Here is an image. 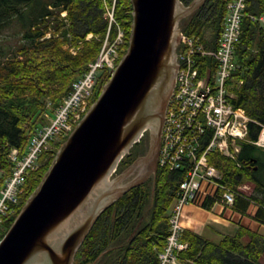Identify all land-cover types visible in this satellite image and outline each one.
<instances>
[{
    "label": "trees",
    "instance_id": "1",
    "mask_svg": "<svg viewBox=\"0 0 264 264\" xmlns=\"http://www.w3.org/2000/svg\"><path fill=\"white\" fill-rule=\"evenodd\" d=\"M114 1L116 21L125 33V54L133 23L131 0H0L2 182L13 170L11 150L15 147L24 150L36 129L46 123L39 122L38 118L44 112L53 115L54 110L47 109L48 102L54 103V107L60 105L71 92L74 82L97 59L107 35L112 40L117 36L118 27L115 24L109 30V18L105 15ZM181 1L190 5L194 0ZM228 1L205 0L189 18L184 19L182 29L191 35H200L208 47H216ZM63 10L67 11L66 17L61 15ZM263 15L264 0H249L240 43L236 48L237 67L230 78L231 90L236 94L232 102L244 107L262 124L264 22L260 17ZM89 34H92L90 38ZM71 49L76 50L75 53ZM205 60L211 61L212 58L205 57ZM104 73L111 77L108 68ZM259 130V125L251 124L252 140ZM240 148L236 160L213 153L210 161L219 168L221 181L235 190L233 208L246 214L248 206L255 203L259 206L255 218L264 223V193L261 188L264 150L251 142H241ZM53 153L57 154V151L53 150ZM55 154L52 155L54 158ZM133 161L134 157L121 161L118 173ZM248 165L257 166L250 177L256 181L250 194L238 189L249 182ZM42 174L37 170L27 179V188L20 196L21 203L15 216L5 220L0 227L10 228ZM183 176V172L178 170L158 168L152 187L141 184L125 192L100 214L81 244L74 264H158V255L170 234V209ZM149 202V216L145 222H140ZM214 204L215 200L209 199L203 206L210 210ZM3 233H0L1 237ZM180 240L188 244L179 252L181 264H262L264 235L242 225L235 234L223 235L219 240L183 229Z\"/></svg>",
    "mask_w": 264,
    "mask_h": 264
},
{
    "label": "water",
    "instance_id": "2",
    "mask_svg": "<svg viewBox=\"0 0 264 264\" xmlns=\"http://www.w3.org/2000/svg\"><path fill=\"white\" fill-rule=\"evenodd\" d=\"M131 1L128 50L0 241V264H74L100 214L133 187L134 177L147 172L149 138L124 178L120 175L125 171L114 175L115 167L134 150L146 127L156 128L161 144L181 63L179 59L178 68L179 25L205 0L190 5L181 0ZM154 171L153 183L157 166Z\"/></svg>",
    "mask_w": 264,
    "mask_h": 264
},
{
    "label": "built area",
    "instance_id": "3",
    "mask_svg": "<svg viewBox=\"0 0 264 264\" xmlns=\"http://www.w3.org/2000/svg\"><path fill=\"white\" fill-rule=\"evenodd\" d=\"M247 3L248 0L228 1L215 49L208 48L199 35L180 34L177 59L181 63L166 112L159 162L162 168L181 171L184 176L177 190L169 220L170 234L167 246L159 255V264H179V252L188 246L180 240V216L186 204L215 199L232 205L235 201V190L221 181L218 168L210 162L211 154L234 157L239 151V141L248 140L251 135L252 123L261 126L255 143L264 147V125L232 102L235 92L229 84L236 68L235 51ZM62 15H66V11ZM105 15L110 22L114 21V5ZM122 37L120 32L118 41ZM111 50L113 48L104 46L97 60L57 107L52 120L37 129L26 152L21 155L18 148L12 149L10 157L14 168L0 185V223L16 211L29 172L40 154L49 148L50 142L65 137L82 118L90 103L98 70L104 66L115 68Z\"/></svg>",
    "mask_w": 264,
    "mask_h": 264
},
{
    "label": "rangeland",
    "instance_id": "4",
    "mask_svg": "<svg viewBox=\"0 0 264 264\" xmlns=\"http://www.w3.org/2000/svg\"><path fill=\"white\" fill-rule=\"evenodd\" d=\"M204 3V2H203ZM202 3V4H203ZM110 10H111V8H110ZM191 16V14L190 15H188V16H186V18H189ZM185 19V18H184ZM184 19L181 21V24H183V21H184ZM187 21V20H186ZM116 24V25H115ZM113 25H115V26H117L118 27V32H119V30H121L122 32H123V38H124V40H125V33H124V31H123V29L120 27V26H118V23H117V21H116V18H115V14H114V22H113ZM184 25V24H183ZM208 34H209V32H208ZM92 36V35H91ZM90 36V37H91ZM104 46H106V48H113V50H115V52L113 51V50H111V54L113 55V57H114V59H115V62L116 63H118V62H120L121 61V59L123 58V56L125 55L124 54V52H123V50H124V46H125V43H124V41H122V40H119L118 41V33H117V36L115 37V39H109L107 42H105L104 43V45H103V47ZM116 46H117V48H116ZM101 51H102V49H101ZM100 51V52H101ZM119 64V63H118ZM107 68H103V69H100V71H99V73H98V75H97V77H96V83H95V88L93 89V92H92V97H91V99H90V103H89V105H88V107H87V109H86V111L84 112V114H83V116L89 111V109L91 108V106L97 101V99H98V97L99 96H97V93L99 92V90H100V92H99V95H100V93L103 91V88H104V86L109 82V80H110V78L111 77H109V76H105L106 74L104 73L105 72V70H106ZM110 71V70H109ZM106 72H108V71H106ZM101 74V75H100ZM97 96V97H96ZM54 105V103H49V104H47V109L48 110H54L55 111V109L57 108V107H54L53 106ZM83 116H82V118H83ZM52 118H53V116H52V114L50 115L48 112H44V114L42 115V116H40L39 118H38V121L39 122H41V121H45L46 123L45 124H47V123H49L51 120H52ZM81 118V119H82ZM80 119V120H81ZM79 120V121H80ZM79 121L73 126V129L75 128V126L79 123ZM73 129H72V131H73ZM68 138V137H67ZM67 138H57V139H55V140H53L52 142H50L49 143V148H47V149H45L41 154H40V156L38 157V159H37V161H36V163H35V167H34V169H31L30 170V172H29V175H28V178L29 177H31L32 175H33V173L34 172H36L37 170L38 171H40V173H43L42 174V177H41V180H42V178L44 177V175L47 173V171L49 170V168H50V166H51V164H52V162H53V160H54V157L52 156V155H54L55 153H53V150H56L57 152L62 148V146H63V144H64V142L66 141V139ZM143 141H144V138L143 139H141L140 141H138L135 145H134V147H132L130 150H133L132 152H130L122 161H124L126 158H132V157H134V161L132 162V164L137 160V158L139 157V154H140V150H141V148H142V145H143ZM56 155V154H55ZM133 155V156H132ZM130 156V157H129ZM132 164L130 165V166H132ZM49 165V166H48ZM130 166H126V167H123V168H125L123 171H121V173L122 172H124L125 170H127ZM49 167V168H48ZM158 168H162V166L160 165V162H159V158H158V164H157V169ZM34 171V172H33ZM32 172V173H31ZM0 174H2L1 173V170H0ZM118 174H120V173H118V166H117V170H115L114 171V175H118ZM41 180H40V182H41ZM40 182L38 183V185L40 184ZM179 183H180V181H179ZM179 183H178V186L177 187H179ZM143 184H146V187L147 188H150V187H152L153 186V178L150 176L149 178H148V180H146L145 181V183H143ZM38 185L36 186V188L38 187ZM250 184L248 183V182H246L245 183V185H243L241 188V190L243 191V192H245V193H248V194H250V193H252L253 192V190L251 189V188H249L248 186H249ZM26 188H27V184L25 183V185H24V191H23V193L25 192V190H26ZM36 188L33 190V192L32 193H30V195L26 198V201L31 197V195L34 193V191L36 190ZM131 189H133V187H131L129 190H131ZM128 190V191H129ZM127 192V191H126ZM123 195H124V193H123ZM203 199H204V197H202ZM263 198H264V194H263ZM25 201V202H26ZM205 200H203V202L200 204V202L199 203H193V202H191V203H188V204H186L184 207H183V209H182V212H181V218H180V222H181V226H182V230L183 229H187V228H184V226H183V215H184V210H185V208H186V206H188V205H194V206H197V207H200V208H203V209H206L204 206H203V203H205L204 202ZM21 202V201H20ZM115 202V201H114ZM113 202V203H114ZM217 202V200H215V203ZM112 203V204H113ZM25 204V203H24ZM149 204H150V202L149 203H147V206H146V208L149 206ZM215 205V204H214ZM217 205H222L224 208H230L231 209V207H229L227 204H225V203H223V202H219ZM216 205V206H217ZM23 206L24 205H22V208H21V210L23 209ZM174 203H173V205L171 206V209H170V216H169V220L171 219V217H172V214H173V209H174ZM18 207V206H17ZM17 207H16V211L18 210L17 209ZM146 208L144 209V212H145V210H146ZM214 208V207H213ZM212 208V209H213ZM212 209H210V210H212ZM206 210H208V209H206ZM16 211L13 213V214H11V217H14L15 216V214H16ZM21 212V211H20ZM19 212V213H20ZM19 213H18V215H19ZM17 215V216H18ZM148 216H149V210L147 211V213L145 214V216H144V218H143V220H142V222H145L146 220H147V218H148ZM10 217V218H11ZM9 219V218H8ZM16 219V218H15ZM230 219V218H229ZM15 221V220H14ZM14 223V222H13ZM12 223V224H13ZM12 224H11V226H12ZM10 226V227H11ZM239 228V227H238ZM9 230V227L7 228V227H5V226H1L0 227V233H2V232H4L3 234V236L1 237L0 236V241L3 239V237L5 236V234L7 233V231ZM223 236V234L222 235H220V236H217L216 238H215V240H219L221 237ZM244 240H248L247 238H244ZM167 246V242H166V244H165V247ZM165 247H164V249H165ZM164 249L161 251V252H163L164 251ZM78 252V251H77ZM76 255H77V253H76ZM261 260H262V264H264V255L261 257ZM159 264V263H158Z\"/></svg>",
    "mask_w": 264,
    "mask_h": 264
},
{
    "label": "crops",
    "instance_id": "5",
    "mask_svg": "<svg viewBox=\"0 0 264 264\" xmlns=\"http://www.w3.org/2000/svg\"><path fill=\"white\" fill-rule=\"evenodd\" d=\"M258 208L257 204L251 203L246 214H243L234 208H224L222 205L214 206L212 210L188 205L184 210L183 226L213 240L222 234H235L240 225L264 235V223L255 218Z\"/></svg>",
    "mask_w": 264,
    "mask_h": 264
},
{
    "label": "flooded vegetation",
    "instance_id": "6",
    "mask_svg": "<svg viewBox=\"0 0 264 264\" xmlns=\"http://www.w3.org/2000/svg\"><path fill=\"white\" fill-rule=\"evenodd\" d=\"M156 135V128L153 126H149L146 127L145 131L143 132L141 139L145 138L148 139L149 138V146H148V151H147V163H146V170L147 172H145L144 175H139V177H134V179L131 181V183H133V187L139 186L143 183H145L146 180H148V178L154 173H155V168L158 164V157H159V149H160V141H157L155 138ZM139 140V141H140ZM250 173H249V188H251L252 190L255 188V184L256 181L254 179H251V174L252 172H256L257 170V166H249ZM154 171V173H152ZM128 171H125L124 174L120 175V178H124L127 175ZM261 178H263V181L261 180V188H262V192L264 193V166L262 169V175ZM123 193H119L118 198H120L122 196Z\"/></svg>",
    "mask_w": 264,
    "mask_h": 264
}]
</instances>
